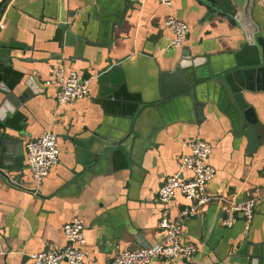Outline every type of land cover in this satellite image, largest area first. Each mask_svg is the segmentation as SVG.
Returning <instances> with one entry per match:
<instances>
[{
    "label": "crops",
    "instance_id": "0c3cea01",
    "mask_svg": "<svg viewBox=\"0 0 264 264\" xmlns=\"http://www.w3.org/2000/svg\"><path fill=\"white\" fill-rule=\"evenodd\" d=\"M225 1L244 11L240 22L209 15L199 0H175L172 7L155 0H0V84L17 98L32 94L9 114L3 134L25 146L53 132L61 152L42 185L33 182L26 159L19 170L0 172V264H31V255L64 247L63 227L74 217L87 224L90 264L158 244L159 189L168 176L190 177L179 158L200 139L211 144L217 170L207 190L213 200L184 228V240L200 250L164 264H264V197L248 230L241 217L232 227L222 224L226 201L264 195V90L244 92L263 135L249 154L226 100L199 115L188 95L175 94L178 79L164 86L184 53L203 58L200 77L220 78L236 67L250 33L264 37V0ZM170 15L190 28L182 49L173 47L165 26ZM62 68L88 80L90 94L60 107ZM192 72L186 67L182 77ZM165 91L174 93L163 98ZM187 204L177 195L172 219Z\"/></svg>",
    "mask_w": 264,
    "mask_h": 264
},
{
    "label": "built area",
    "instance_id": "2783aa9c",
    "mask_svg": "<svg viewBox=\"0 0 264 264\" xmlns=\"http://www.w3.org/2000/svg\"><path fill=\"white\" fill-rule=\"evenodd\" d=\"M155 1L166 7H172L175 2ZM165 26L173 33V47L182 49L190 34L188 24L170 15L165 20ZM56 83L59 87L56 99L60 107L85 99L90 94L89 81L82 79L76 71L68 72L62 68L57 74ZM212 150L211 144L204 140L192 141L189 152L179 158L181 167L190 177L168 176L163 181L159 189L163 208L159 222L160 242L138 250H121L108 264H164L166 261L189 259L199 252L200 247L185 241L183 233L188 219L197 216L201 208L213 200L207 193L210 183L217 176V170L210 164ZM24 153L33 182L42 185L60 162L58 136L53 132H46L30 139L24 146ZM177 195L183 196L188 204L172 219L169 205ZM263 197L259 193L242 202L226 201L227 217L222 224L232 227L241 217L248 230L255 216L257 202ZM86 225L82 217L72 218L63 227L66 245L31 255V264H90L84 235Z\"/></svg>",
    "mask_w": 264,
    "mask_h": 264
},
{
    "label": "water",
    "instance_id": "95a60500",
    "mask_svg": "<svg viewBox=\"0 0 264 264\" xmlns=\"http://www.w3.org/2000/svg\"><path fill=\"white\" fill-rule=\"evenodd\" d=\"M199 3L207 9L209 15L224 17L232 24L244 17V11L236 10L230 1V6L226 4L225 0H199ZM183 56L184 60L181 61L175 72L163 77L164 86L169 88V78H171L170 80L178 79L175 94L188 95L187 97L192 99V104L199 115L208 104H213L218 99L226 100L233 112L240 118L237 122L238 126L234 130L237 133L236 138L239 140L247 138L248 153L254 154L263 135L258 131V122L253 109L244 100V92L264 90V37L260 36L258 31L250 33L248 40L236 55V67L220 78L212 77L211 74L200 77L197 66L204 62L203 58L193 61L189 53H184ZM186 67H191L193 70V76L190 79L187 76L186 79L182 77V70ZM0 93L4 95V98L0 100V172L3 170L12 172L23 167L24 146L21 140L3 134L2 130L5 129V121L9 114H14L16 109L32 94L27 90L17 98L4 84H0ZM173 93L165 91L163 98L170 97ZM200 93L205 96L200 97Z\"/></svg>",
    "mask_w": 264,
    "mask_h": 264
}]
</instances>
